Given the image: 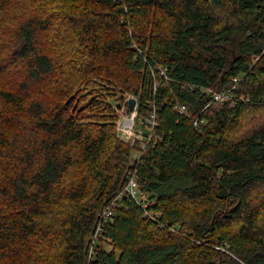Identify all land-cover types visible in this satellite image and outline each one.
<instances>
[{
	"label": "trees",
	"instance_id": "trees-1",
	"mask_svg": "<svg viewBox=\"0 0 264 264\" xmlns=\"http://www.w3.org/2000/svg\"><path fill=\"white\" fill-rule=\"evenodd\" d=\"M0 264H264V0H0Z\"/></svg>",
	"mask_w": 264,
	"mask_h": 264
},
{
	"label": "built area",
	"instance_id": "built-area-1",
	"mask_svg": "<svg viewBox=\"0 0 264 264\" xmlns=\"http://www.w3.org/2000/svg\"><path fill=\"white\" fill-rule=\"evenodd\" d=\"M163 75V73H161ZM213 101L214 102H222L227 98L226 94H213ZM126 98V107L127 101L129 100ZM124 109V112H123ZM178 112L187 116V112L185 111L184 107H178ZM126 112V113H125ZM124 113V114H123ZM128 111V108H122L120 112H118L117 115V121H116V132L120 140L123 142H131L132 144H136L138 147V150L133 155V162H132V168L129 169L125 175V184L122 188V191L119 192L114 198H112V201L110 202L109 206L105 209V211L102 213V216L104 218L110 217L113 213V209H115L118 206V202L121 200L122 196H125L126 199H128L130 202H133L139 209L142 211L144 219L151 221L155 224H159L161 227L163 224L161 223V218L159 213H155L153 211H150L148 208L149 206V199L148 194L142 192L138 187V180H137V170L134 166V162L138 163L143 151L146 149L148 145L151 144L153 141L152 137V131L155 126L154 117L150 116V119L148 120V124H144L143 122H139L136 124L135 122V113H132ZM202 113V111L199 113ZM199 116L193 120L194 127L198 126V123L200 121ZM165 226V225H164ZM167 228L171 232H175V229L173 227H170L166 224ZM99 226L95 229V232L92 237V243L89 248L88 253V259H90L93 256V249L96 246V238L97 235L100 233ZM219 250L223 251V249L218 248Z\"/></svg>",
	"mask_w": 264,
	"mask_h": 264
},
{
	"label": "rangeland",
	"instance_id": "rangeland-1",
	"mask_svg": "<svg viewBox=\"0 0 264 264\" xmlns=\"http://www.w3.org/2000/svg\"><path fill=\"white\" fill-rule=\"evenodd\" d=\"M128 96H129V98L130 99H133L134 101H135V107H134V109H133V111L130 113V114H132V113H135V117H136V107H137V99L136 98H134L132 95H126L125 97H124V99H123V101H121L120 103H118L117 104V106L116 107H114L115 108V110H116V114L118 113V112H120V110L122 109V108H128V107H126V105H125V103H126V98H128ZM129 99V100H130ZM127 104H128V101H127ZM129 111V110H128ZM123 112H124V109H123ZM126 113V112H125ZM124 114V113H123ZM129 113H128V115H130ZM135 120V119H134ZM127 144H129L130 146L131 145H133L131 142H127ZM136 145V144H135ZM138 150V147H137V149H135L133 152H132V154H131V156H132V158H133V155L136 153V151ZM132 162L133 161H131V159L129 160V164H128V166H129V168L132 166Z\"/></svg>",
	"mask_w": 264,
	"mask_h": 264
},
{
	"label": "water",
	"instance_id": "water-1",
	"mask_svg": "<svg viewBox=\"0 0 264 264\" xmlns=\"http://www.w3.org/2000/svg\"><path fill=\"white\" fill-rule=\"evenodd\" d=\"M127 105H128L129 112H132L134 107H135V101L133 99H130V100H128V104ZM153 197L154 196L151 195V196L148 197V199L151 200V199H153Z\"/></svg>",
	"mask_w": 264,
	"mask_h": 264
}]
</instances>
